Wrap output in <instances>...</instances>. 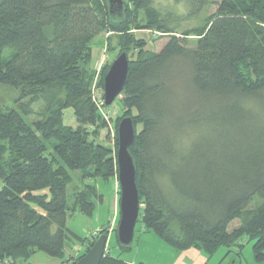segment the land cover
<instances>
[{"label": "trees", "instance_id": "16d2710c", "mask_svg": "<svg viewBox=\"0 0 264 264\" xmlns=\"http://www.w3.org/2000/svg\"><path fill=\"white\" fill-rule=\"evenodd\" d=\"M124 1L122 18L111 19L106 0H0V85L20 92L16 107L0 109V264H22L36 250L65 262L69 237L82 247L74 264L108 233V225L93 238L66 227L75 211L91 216L100 198L91 184L67 194L68 170L83 181L116 178L123 116L135 128L136 223L175 250L196 247L207 256L252 241L254 260L264 262V0H218L210 13L211 0H173L186 6L183 17L206 13L186 29L180 24L187 18L155 0ZM133 29L168 40L147 50ZM102 34L107 52L134 56L119 93L114 150L95 141L107 109L92 87V44ZM50 91L61 96L27 121L26 105ZM66 108L77 126L63 123ZM100 264L145 263L105 249Z\"/></svg>", "mask_w": 264, "mask_h": 264}, {"label": "rangeland", "instance_id": "374dc122", "mask_svg": "<svg viewBox=\"0 0 264 264\" xmlns=\"http://www.w3.org/2000/svg\"><path fill=\"white\" fill-rule=\"evenodd\" d=\"M208 4V8L206 9L207 13L212 12L215 9L214 2L218 0H211ZM154 5L165 11L171 10L173 12L178 13L179 18H182L186 13V6L183 3L174 4L173 0H155ZM191 10V9H190ZM206 16L205 11H199L197 13V17L195 16H185L182 18H187L183 20L180 24L181 29H186L190 27H194L196 24L200 25ZM132 34L137 39H143L146 42L145 49L151 51H159L163 44L168 40V37L163 34H158L155 31L144 30V29H133L131 30ZM105 35L102 34L98 36L93 44H92V62L91 66L95 69L94 80H93V95L95 99L100 102L101 92L98 89L97 81L100 76V70L103 62L107 59L108 61H112L115 53L107 52L105 49ZM189 44L193 43V36L189 39ZM129 60L133 59L134 56L132 53L127 54ZM51 96L47 99H39L38 101H34L32 103H28V99H23L20 103L26 104L28 109L30 110L29 114L25 116L27 121H31L33 119H39L42 114H44V108L47 103H50L48 100L57 99L61 94L58 92H49ZM180 98H183L185 95L184 90H180L179 92ZM20 96L19 90L10 88L8 86L0 85V109L16 107V100ZM122 95H118V97L112 102V104L107 107V109L103 110V120L105 122V126L98 131V134L95 135V141L100 144H103L107 147H110L114 150V142H115V127L114 121L121 116L122 113V104H121ZM63 123L66 125H70L72 127L77 126V121L73 114L72 108H66L62 111ZM71 175V182L66 186V193L71 194L73 190L77 187L78 189H82L85 184H91L96 187L97 194L100 198H93V202L95 204L93 214L91 216L84 215L79 211H75L66 219V227L71 232L79 235L81 237L87 236L92 238L94 232L97 235V231L105 225H108V237L106 241V249H109V252L112 256L117 257L123 261H132V263L143 262L145 264H168L169 259H171V255L175 249L168 245L165 241L159 238L152 231H144V229L136 223L135 226V234L134 238L131 242V248L129 250H124L119 247L116 232L114 228H116L118 219H119V208H118V200H119V186L117 178H110L108 180H102L99 178H90L85 181L80 180L79 174L80 172L77 170H68ZM116 185V188H115ZM38 193H47V190L39 191ZM114 197L116 201V211L115 218L114 216ZM257 200V198H256ZM253 203V202H252ZM142 205H140L141 207ZM114 219V220H112ZM79 244L75 243L73 238L69 237L66 240V254L68 258L61 262L60 259L52 257L44 253L43 251L36 250L29 259L22 262V264H70L74 256L77 255L82 247L79 248ZM79 249V250H78ZM226 249L225 247H220L217 250L221 251ZM252 251V241L246 242L243 247V252ZM246 256V255H245Z\"/></svg>", "mask_w": 264, "mask_h": 264}, {"label": "water", "instance_id": "95a60500", "mask_svg": "<svg viewBox=\"0 0 264 264\" xmlns=\"http://www.w3.org/2000/svg\"><path fill=\"white\" fill-rule=\"evenodd\" d=\"M124 0H106L108 15L111 19H121ZM102 81V103L109 107L121 92L129 70L127 53L122 51L108 63ZM135 137L132 117L123 116L117 123L115 153L116 178L119 186V219L116 226L118 243L125 248L131 246L134 227L138 219L139 198L136 185V167L129 147ZM108 233L99 234L89 249L74 264H100L105 251Z\"/></svg>", "mask_w": 264, "mask_h": 264}, {"label": "crops", "instance_id": "0c3cea01", "mask_svg": "<svg viewBox=\"0 0 264 264\" xmlns=\"http://www.w3.org/2000/svg\"><path fill=\"white\" fill-rule=\"evenodd\" d=\"M115 211H116V201L114 197V216H113L114 218H115ZM243 247L244 246L237 248L236 246L232 245L229 247H225L226 249L218 251L219 253L217 254L216 252L220 248L219 247L210 256H207L202 250L196 247H190L188 249H184L180 251L175 250L171 255V259H169L168 264H264V262L258 263L254 260L253 251L249 252L246 249L245 252L246 256H245L243 252ZM125 262L132 263V261H125Z\"/></svg>", "mask_w": 264, "mask_h": 264}, {"label": "built area", "instance_id": "2783aa9c", "mask_svg": "<svg viewBox=\"0 0 264 264\" xmlns=\"http://www.w3.org/2000/svg\"><path fill=\"white\" fill-rule=\"evenodd\" d=\"M90 236H92V238H93L94 236H96L95 232H94L92 235H90Z\"/></svg>", "mask_w": 264, "mask_h": 264}]
</instances>
